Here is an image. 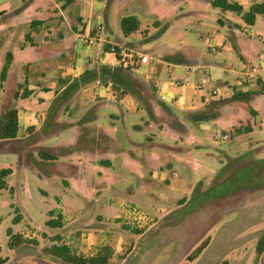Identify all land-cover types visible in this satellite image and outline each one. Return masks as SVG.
Returning a JSON list of instances; mask_svg holds the SVG:
<instances>
[{"label": "rangeland", "instance_id": "obj_1", "mask_svg": "<svg viewBox=\"0 0 264 264\" xmlns=\"http://www.w3.org/2000/svg\"><path fill=\"white\" fill-rule=\"evenodd\" d=\"M115 2L118 4L116 19L134 14L145 27V38L135 45H127L134 50L129 51L135 59H138L137 53H144L143 50L156 51L162 56L166 48L180 51L185 49V40L191 50L210 53L205 43L191 33L193 24L197 20H205V17L192 13L190 1L171 0L173 7L167 0ZM63 3V0H0V16L9 6V14L25 17L30 7L33 13L38 10L37 13L46 17L50 15L45 20L47 26L43 27L41 38L56 35V31L64 34L69 24H78L76 12L89 16L90 0H81L78 11L74 4L64 8ZM35 7H38L37 10ZM60 9L63 14H60ZM1 20L7 22L4 17ZM29 29L26 22H22L20 27L11 31L9 40L15 45L24 40L23 35ZM119 33L122 38L125 37L122 31ZM37 40L40 38L37 37ZM28 42L25 37V43ZM103 43L108 44L107 41ZM6 50L5 46L0 47V82ZM260 64L264 65L263 61ZM20 70L17 69L16 74ZM135 73L140 89L148 87L142 74ZM261 74L264 75V72ZM11 83L5 92L0 89V113L6 108L19 106L23 102L20 93L28 89L24 87L25 80L15 79ZM26 105L30 107L28 113H43L48 101L37 102L33 95L26 100ZM237 106L239 111L236 115L224 111L217 119L211 118L203 123L189 122V137L182 134L183 139L178 141L161 132L158 125L154 128L152 120L145 124L142 112L127 117L118 113L114 118L109 117L106 111L100 113V120L108 125L109 133L118 138L124 144L125 152L131 155L149 153L144 145L149 132L156 135L153 137L156 142L193 147V151H172L160 145L152 147V151L158 154V168L174 170L187 179L194 175L197 181L202 180L200 189L203 190L196 192V197L191 195L187 203L182 198V206L164 215L153 207L168 204L156 199L163 188L146 180L148 171L143 178L130 168L111 167L108 172L93 169L81 177L83 183L80 187L75 186L71 171L65 168L68 163L78 160L69 149L76 136L71 126L55 127V133L46 137H42L44 130L33 132L32 128L33 133L28 138L0 140V169H12V173L5 178L9 189L0 188V215L4 220L0 225V257L5 259L3 264H64L41 256L45 248L60 239L71 241L78 254L89 257L93 244L83 242L82 233L93 232L98 225L104 226L105 233L110 237L106 244L111 245L114 251L117 248L121 251V254L112 255L110 264H224L225 261L229 264H264V252L260 256L257 254L258 240L264 233V95L242 98ZM249 106L259 111L251 119L253 131L231 137L225 121L238 119L247 123L252 116ZM60 116L64 121L70 119L68 112H62ZM132 122L144 126L134 128ZM28 127L27 124L25 128ZM224 135L228 137L225 139ZM184 155L189 166L178 159ZM168 162L173 163L172 167ZM56 196H61L71 211L67 209L62 226L51 227L47 224L51 218L50 211L60 209L54 208L57 203L64 209ZM117 197L124 199L122 203L126 213L117 214L109 220L100 219L102 201ZM130 207L146 212L149 220L140 222L130 216ZM17 214L22 218L14 223L13 218ZM9 227L23 240L15 248L8 244ZM58 236L60 238L56 239Z\"/></svg>", "mask_w": 264, "mask_h": 264}, {"label": "crops", "instance_id": "obj_2", "mask_svg": "<svg viewBox=\"0 0 264 264\" xmlns=\"http://www.w3.org/2000/svg\"><path fill=\"white\" fill-rule=\"evenodd\" d=\"M167 1L173 7L174 4L170 2L171 0ZM188 1H190L188 3L192 13L205 17V20H197L193 24L191 33L205 43L210 53H206L205 50L201 53L191 50L186 40L185 49L177 51L166 48L162 52L163 56L156 51L143 50L150 56V61L131 67L133 75H136L135 72H140L142 79L148 85L139 93L142 100L132 93H121L114 89L110 80L97 79L85 84L80 81L81 74L87 69L96 68L101 64L116 67L119 66V63L115 54L108 49L109 43L100 42L94 46L85 47L77 40L78 31L103 24L104 36L108 41L129 46L135 45L145 38L143 33L145 27L139 18L140 26L136 31L128 35L123 33L120 23L121 18L126 15L115 18L118 6L115 0H90L89 16L85 17L81 11L76 12L77 25L69 24V28L65 29L64 34L62 31H56V35H49V37L45 35L44 38H41L40 35L43 34V27L47 26L45 20L50 18V15L46 17L37 13L38 7H35L37 11L33 13L30 11L32 9L28 7V14L21 17L19 14L17 16L9 14L7 12L9 6L5 7V13L0 16V47L5 46L6 54L11 52L13 58L6 80L0 82V89L5 92L15 79L25 80L24 87L28 88L19 95L23 102H20L19 106H15L18 109L20 130L18 136L11 139H25L33 132H42L43 130L42 137H46L55 133V127L71 126L75 130L76 136L70 143L69 149L73 151L78 160L68 163L65 168L71 171L75 186L82 185L81 177L89 170L97 169L101 172H108L111 167H119L120 169H134L143 178L146 177L145 173L149 172V177L146 180L163 188L161 195L156 196V199L168 203L153 206L158 209V213L161 215L182 206V198H185V203H187L192 196L196 197V192L203 190L200 189L202 180L197 181L194 175L187 179L174 170L158 168V154L152 151V147L157 145L172 151H193L191 150L193 147H178L166 142H156L153 138L156 135L149 132L147 133L148 141L144 143L149 153H132L131 155L125 152L124 144L109 133L108 125L100 120V113L105 111L111 118L116 117L118 113L127 117L134 115L135 112H142L145 124L152 120L154 128L155 125H158L161 132L178 141L183 139L182 134L189 137L187 128L189 122L203 123L207 121L199 119L201 116L196 114L207 106H210L212 110L213 119H217L224 111L233 112L236 115L239 111L238 102L242 98L264 95V92L247 94L249 91L260 89L259 81L264 82V75L261 74L264 72V65L260 64V61L264 63V16L258 15L255 24L249 25L236 13L214 7L211 0ZM229 1H237L245 9H248L253 3L263 0ZM73 4L75 10L78 11L77 6L80 8L81 0H75ZM60 14H63L62 9H60ZM3 17L7 22L4 23L1 20ZM33 20H39L41 23L33 27ZM72 20L76 22L75 18ZM22 22H26L30 29L23 35L24 40L13 45V41L9 40L11 31L20 27ZM157 22L155 23L157 24ZM120 31L124 34V38L119 35ZM205 35L213 37V42L219 48L217 53L207 45L203 38ZM25 37L29 39L28 43H25ZM37 37L40 40H37ZM196 66L203 68L194 69L193 67ZM20 68L22 70L16 74L17 69ZM203 70L206 71L209 80L202 89H199L197 83L203 76ZM213 89H216L218 93L212 95ZM238 93L240 94L235 96ZM33 95L37 102L48 101L45 112L36 114L27 112L30 107L26 105V100ZM65 103H67L66 106H64ZM147 106L151 112L146 109ZM250 107L252 106H249V112ZM253 109L256 114L250 112L252 116L247 120V123L252 126L250 132L253 131L251 119L259 112L255 108ZM62 112H68L70 119L64 121L60 116ZM247 123L238 119L225 121L227 127L230 128L228 134L233 138L250 133L238 134L234 130L235 127ZM27 124L29 127L26 129ZM47 125H50L48 129ZM131 125L134 128L144 126L133 122ZM21 134H23L22 137ZM178 159L189 166L186 163L185 155ZM167 164L170 167L173 165L172 162ZM55 198L62 202L61 205L64 206V209L59 207L58 203L54 208H60L55 210L60 211L64 216L69 208L64 204L61 196ZM123 200L118 197L103 200L101 203L103 213L99 215L100 219L109 220L117 214L118 216L125 214L126 208L123 206ZM105 230L104 226L98 225L93 232L82 233L81 240L93 244V251L90 255L98 251L99 245L109 241L110 237L105 233ZM78 234L80 235V233ZM66 242L71 245V241ZM120 252V248H117L114 254H121Z\"/></svg>", "mask_w": 264, "mask_h": 264}, {"label": "trees", "instance_id": "obj_3", "mask_svg": "<svg viewBox=\"0 0 264 264\" xmlns=\"http://www.w3.org/2000/svg\"><path fill=\"white\" fill-rule=\"evenodd\" d=\"M63 7L66 8L69 5L73 4L75 0H63ZM211 4L214 7L221 8L224 11H232L237 15L241 16L242 19L249 25H254L258 15L264 16V0L261 2L253 3L248 9L237 2H231L229 0H211ZM41 23L39 20H33L32 26H36V24ZM121 29L125 35H128L134 31H136L140 22L136 15H126L121 18ZM109 49V47H108ZM13 55L11 52H7L6 61L2 66L1 70V81L6 80V76L12 62ZM101 80L112 81V85L114 89L121 91V93H132L139 100H142V97L139 95L141 89L138 85L139 80L133 75L132 68L126 67L123 65H119L116 67H112L106 64L98 65V67L93 69H87L81 74L80 81L85 84L87 82L93 80ZM260 89L256 91H249L247 94H260L264 92V82L259 81ZM238 93L235 96H238ZM146 109L150 111V108L147 106ZM250 112L252 114H256V111L250 107ZM201 116L199 119L201 120H209L213 118L212 110L210 106L206 107L203 111L196 113ZM20 130V122L18 109L15 107L6 108L3 112L0 113V140L2 139H11L16 138L19 134ZM252 130V126L247 124L245 126L235 127V131L238 134L250 132ZM12 173L11 168H2L0 169V188L7 189L9 188L7 181L5 178ZM51 218L47 220V224L51 227H60L63 225V214L60 211L55 209L50 211ZM21 215L17 214L13 220L14 223H18L21 220ZM3 217L0 215V225L2 223ZM8 235L10 236V240L8 244L11 248H15L19 243L23 242L21 236L14 234L12 227L7 229ZM138 232V231H136ZM60 238L58 236L56 239ZM55 239V240H56ZM50 247L44 249V252L41 253L43 257H49L56 261H61L64 264H110L109 260L114 254V249L109 244L99 245L98 251L89 256H83L78 254L72 245L68 244L66 241H55ZM264 252V233L260 236L257 244V254L260 256ZM5 259L0 257V264H3ZM224 264H229L228 261H225Z\"/></svg>", "mask_w": 264, "mask_h": 264}, {"label": "built area", "instance_id": "obj_4", "mask_svg": "<svg viewBox=\"0 0 264 264\" xmlns=\"http://www.w3.org/2000/svg\"><path fill=\"white\" fill-rule=\"evenodd\" d=\"M205 42L210 47V49L217 53L219 51L218 45L213 42V37L211 35H205L204 37ZM77 40L84 45L87 46H94L100 42H108L109 43V50L117 57L119 65H123L126 67H136L138 64L148 63L150 61V56L146 53L138 54V59L134 58V54L131 53L134 50L127 47L126 44H120L117 42L108 41L104 37V25L97 24L94 27H90L87 30L78 31L77 33ZM131 52H130V51ZM194 69H202L203 67L196 66L193 67ZM252 78V77H249ZM209 77L205 70H203V76L201 77L200 81L197 83V87L202 89L204 84L208 82ZM218 91L216 89L212 90V95L217 94ZM228 135H224L226 139ZM131 211L129 213L130 216H133L140 222H147L149 220L148 214L140 209L130 207Z\"/></svg>", "mask_w": 264, "mask_h": 264}]
</instances>
